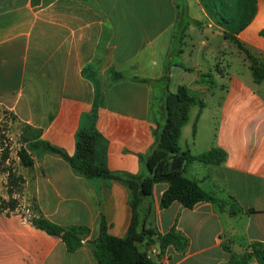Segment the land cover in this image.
Wrapping results in <instances>:
<instances>
[{"label": "crops", "instance_id": "0c3cea01", "mask_svg": "<svg viewBox=\"0 0 264 264\" xmlns=\"http://www.w3.org/2000/svg\"><path fill=\"white\" fill-rule=\"evenodd\" d=\"M183 1L191 22L179 57L182 67L170 68L167 88L175 93L185 86L203 102L215 97L216 106L211 113L204 102L202 110L189 112L179 146L194 156L212 148L226 155L220 166L192 162L184 175L229 204L219 210L200 202L187 209L173 202L161 209L167 184L154 185L141 203L145 226L160 235L174 229L187 247L160 253L155 240L139 250L156 264H226L231 254L264 244V80L254 82L244 54L225 38L228 28L217 24L200 0ZM177 2L0 0V109L72 155L81 116L95 108L108 170L137 174L139 155L152 146L158 124L152 104L172 59ZM263 29L264 0H255L251 19L233 36L261 57ZM204 74L213 75V87L201 83ZM30 157L33 165L17 173L23 214L0 215V264H98L85 242L98 237L102 220L109 235L126 236L130 189L78 176L50 153ZM230 205L241 212L231 213ZM38 216L66 229L87 228L83 245L68 252L59 238L30 223Z\"/></svg>", "mask_w": 264, "mask_h": 264}, {"label": "trees", "instance_id": "16d2710c", "mask_svg": "<svg viewBox=\"0 0 264 264\" xmlns=\"http://www.w3.org/2000/svg\"><path fill=\"white\" fill-rule=\"evenodd\" d=\"M207 9L211 18L219 25L227 27L229 33L225 38L235 43L249 63L253 80L259 84L264 80V59L258 60L233 36L243 28L254 13L255 0L244 23L241 22L242 10L240 7L229 8L226 0H200ZM178 15L175 31L173 33L169 55L164 75L159 79L160 91L153 101V109L158 116V124L152 131L153 144L149 150L139 155L140 170L137 174H129L121 171H110L106 166V141L96 128L95 108L83 114L79 127L75 134L74 152L68 155L63 149L51 146L40 139V131L26 126L27 137L22 142L17 157L24 168L33 165L30 153H50L66 161L74 174L87 180L102 179L116 181L126 185L131 191L129 205L131 208V220L127 234L124 238H116L108 233V226L102 220L98 237L93 241H86L85 245L91 250L98 264H156L146 251H140L139 246H145L146 250L158 241L160 253H164L167 247L172 246L179 252H184L187 240L174 229L160 235L154 229L145 226V218L141 216V203L152 196L153 186L159 183L167 184V189L160 197L161 209L168 208L173 202H178L187 209L193 208L197 203L207 202L223 210L229 203L227 200L215 197L200 187L195 180L188 179L185 168L192 162L206 166H220L225 161V153L217 148H212L199 155H191L189 151L182 150L179 146L181 128L187 123L189 111L192 107L202 110L204 102L191 95L189 89L181 86L175 93L168 91L169 71L172 66L182 67L180 55L182 53L183 39L187 26L191 22L187 16L185 3L178 0ZM264 37V29L259 32ZM150 83L148 80H139ZM201 83L213 87L215 82L212 74L202 75ZM9 185H17L22 179L13 173H8ZM11 196V195H10ZM231 200V199H230ZM16 202L14 200L0 199V215H8L14 212ZM231 213L241 212L230 205ZM253 212V211H251ZM37 229L50 236L59 238L68 252L72 253L80 248L83 239L88 233L85 227L63 228L38 216L30 220ZM256 260L264 264V244L253 243L250 250L243 255H230L226 264H248Z\"/></svg>", "mask_w": 264, "mask_h": 264}, {"label": "rangeland", "instance_id": "374dc122", "mask_svg": "<svg viewBox=\"0 0 264 264\" xmlns=\"http://www.w3.org/2000/svg\"><path fill=\"white\" fill-rule=\"evenodd\" d=\"M202 1L207 3V0ZM226 2L229 4L230 9L233 7H240L242 10L240 16L241 22L244 23L248 18L246 14H248L252 8L253 0H226ZM255 57L258 60L264 59V56ZM235 69L236 68L233 70ZM204 102L212 113L215 109L214 106H216L215 97L207 96L205 97ZM196 108L197 107L195 106L190 109V115H192ZM25 128L26 125L17 121L11 113L0 109V199H4L2 196H6V200H14L16 202L14 212L21 214H23V208L20 206L21 199L18 197L21 190V183H17V185H9L8 173H13L17 176L19 169L22 168L17 153L21 148L25 147L22 142L23 137H27ZM195 165L200 167L201 164Z\"/></svg>", "mask_w": 264, "mask_h": 264}]
</instances>
